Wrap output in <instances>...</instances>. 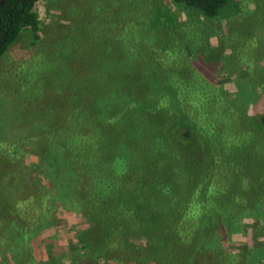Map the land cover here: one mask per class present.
I'll list each match as a JSON object with an SVG mask.
<instances>
[{"label":"rangeland","instance_id":"rangeland-1","mask_svg":"<svg viewBox=\"0 0 264 264\" xmlns=\"http://www.w3.org/2000/svg\"><path fill=\"white\" fill-rule=\"evenodd\" d=\"M165 3L171 5L170 0L41 1L37 44L22 32L1 57L0 264H129L121 239L106 247L98 223L87 222V208L48 179L44 160L53 140L48 136L58 131L69 105L60 101L64 81L58 69L64 67L66 75L85 63L118 68L122 59L129 70L144 69L143 60L153 59L176 87L170 95L180 93L193 105L213 161L199 196L219 213L226 249L264 264V0H235V8L213 19L175 12L174 5L170 15L163 6L160 21L171 17L175 27L155 32V6ZM92 34L93 54L108 48L115 61L85 57L82 44ZM173 38L176 50L170 48ZM177 50H191L188 62ZM144 79L150 81L149 75ZM81 237L101 246L90 249Z\"/></svg>","mask_w":264,"mask_h":264},{"label":"trees","instance_id":"trees-1","mask_svg":"<svg viewBox=\"0 0 264 264\" xmlns=\"http://www.w3.org/2000/svg\"><path fill=\"white\" fill-rule=\"evenodd\" d=\"M41 1L62 4L64 0H4L0 4V59L22 32L31 33L32 43L37 44ZM170 1V6H155V32L175 27L171 17L160 21L163 6L170 15L174 5L175 12L197 13L205 19L219 18L236 6L235 0ZM100 40L98 35L96 41ZM94 43V35L83 41L85 57L115 61L108 48L93 54ZM180 50L176 53L188 62L191 50ZM143 61L144 69L135 70H129L124 59L118 68L85 63L72 66L66 75L64 67L58 69L60 78L67 80V86L64 82L59 86L60 101L69 105L60 118L59 132L48 136L53 139L44 159L48 179L63 187L64 197L70 193L87 208V222L98 223L109 242L106 247L115 244L112 239H121L129 251V264H256L257 260L238 259L226 249L216 218L219 213L208 210L207 201L199 196L213 161L208 143L200 138L193 105L180 93L171 96L176 87L162 76L165 72ZM147 75L150 81L144 79ZM83 233L92 239L89 229ZM86 243L90 249L101 246Z\"/></svg>","mask_w":264,"mask_h":264},{"label":"water","instance_id":"water-1","mask_svg":"<svg viewBox=\"0 0 264 264\" xmlns=\"http://www.w3.org/2000/svg\"><path fill=\"white\" fill-rule=\"evenodd\" d=\"M4 0H0V4L3 2Z\"/></svg>","mask_w":264,"mask_h":264}]
</instances>
